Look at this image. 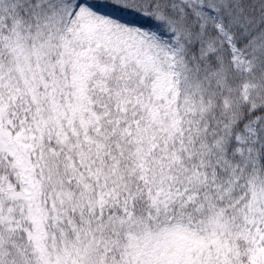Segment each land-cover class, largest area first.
<instances>
[{
	"label": "snow or ice",
	"instance_id": "1",
	"mask_svg": "<svg viewBox=\"0 0 264 264\" xmlns=\"http://www.w3.org/2000/svg\"><path fill=\"white\" fill-rule=\"evenodd\" d=\"M0 264H264V0H0Z\"/></svg>",
	"mask_w": 264,
	"mask_h": 264
}]
</instances>
